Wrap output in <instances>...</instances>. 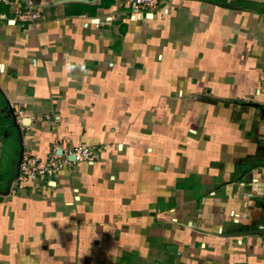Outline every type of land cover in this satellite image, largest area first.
Instances as JSON below:
<instances>
[{"label":"crops","instance_id":"crops-1","mask_svg":"<svg viewBox=\"0 0 264 264\" xmlns=\"http://www.w3.org/2000/svg\"><path fill=\"white\" fill-rule=\"evenodd\" d=\"M132 2L0 1V264H264V0Z\"/></svg>","mask_w":264,"mask_h":264},{"label":"built area","instance_id":"built-area-1","mask_svg":"<svg viewBox=\"0 0 264 264\" xmlns=\"http://www.w3.org/2000/svg\"><path fill=\"white\" fill-rule=\"evenodd\" d=\"M13 8L16 18L30 25H34L40 18L39 7L36 0H0ZM162 0H133L132 8L136 11L142 9H155ZM102 147L89 144H77L69 148L53 146L44 159L34 157L30 153L23 152L18 164V176L15 186L23 188L27 183L35 179H51L59 171L81 162L93 163L100 160Z\"/></svg>","mask_w":264,"mask_h":264},{"label":"water","instance_id":"water-1","mask_svg":"<svg viewBox=\"0 0 264 264\" xmlns=\"http://www.w3.org/2000/svg\"><path fill=\"white\" fill-rule=\"evenodd\" d=\"M21 155H22V149L19 152L18 161H17V165H16V177L18 176V164L21 160Z\"/></svg>","mask_w":264,"mask_h":264}]
</instances>
